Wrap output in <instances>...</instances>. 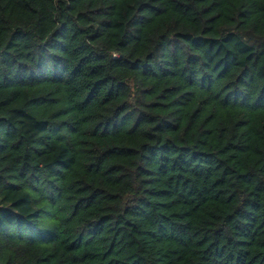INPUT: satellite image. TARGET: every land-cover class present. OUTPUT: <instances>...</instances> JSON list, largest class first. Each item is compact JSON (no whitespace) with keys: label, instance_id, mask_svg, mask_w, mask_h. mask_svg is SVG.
<instances>
[{"label":"trees","instance_id":"trees-1","mask_svg":"<svg viewBox=\"0 0 264 264\" xmlns=\"http://www.w3.org/2000/svg\"><path fill=\"white\" fill-rule=\"evenodd\" d=\"M0 264H264V0H0Z\"/></svg>","mask_w":264,"mask_h":264}]
</instances>
